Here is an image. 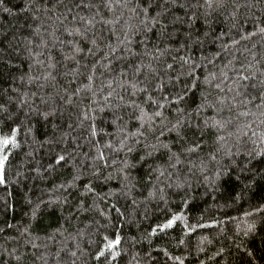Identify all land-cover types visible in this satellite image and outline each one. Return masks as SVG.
<instances>
[{
  "label": "trees",
  "instance_id": "1",
  "mask_svg": "<svg viewBox=\"0 0 264 264\" xmlns=\"http://www.w3.org/2000/svg\"><path fill=\"white\" fill-rule=\"evenodd\" d=\"M261 28L264 0H0V264H264Z\"/></svg>",
  "mask_w": 264,
  "mask_h": 264
},
{
  "label": "snow or ice",
  "instance_id": "2",
  "mask_svg": "<svg viewBox=\"0 0 264 264\" xmlns=\"http://www.w3.org/2000/svg\"><path fill=\"white\" fill-rule=\"evenodd\" d=\"M208 2L211 3V0H208ZM260 31L261 32H264V28H261ZM169 67H171V65ZM242 79L247 80L248 77L247 76H244V77H242ZM243 115H247V113H243ZM253 135H255V132H253ZM14 136H15V131L13 132V138L12 139H9V138L0 139V149H2L4 147H7L9 144H15ZM60 159L63 160V157H60ZM6 160H7V156L6 155L0 156V184L4 183L3 167H4V162ZM175 219H179V217H176ZM173 222L174 221L170 222L165 227H171V224ZM115 243H119V239H117ZM112 246H113V244L110 242L109 247H112Z\"/></svg>",
  "mask_w": 264,
  "mask_h": 264
}]
</instances>
